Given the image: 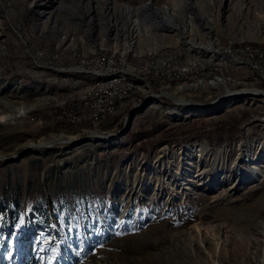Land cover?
I'll list each match as a JSON object with an SVG mask.
<instances>
[{"label":"rangeland","instance_id":"rangeland-1","mask_svg":"<svg viewBox=\"0 0 264 264\" xmlns=\"http://www.w3.org/2000/svg\"><path fill=\"white\" fill-rule=\"evenodd\" d=\"M162 17L183 34L159 27ZM38 42V54L72 60L54 66L72 73L62 84L11 77ZM183 46L203 76L149 69ZM245 59L264 67V0H0V156L32 144L0 159V264H264V205L251 207L264 197V88H254L264 77ZM117 76L138 85L116 100L110 127L69 133L56 122L25 135L56 116L32 109H69L72 86L88 94ZM216 128L231 142L211 144ZM88 131L86 141L58 134Z\"/></svg>","mask_w":264,"mask_h":264},{"label":"built area","instance_id":"built-area-1","mask_svg":"<svg viewBox=\"0 0 264 264\" xmlns=\"http://www.w3.org/2000/svg\"><path fill=\"white\" fill-rule=\"evenodd\" d=\"M261 53V52H260ZM41 55V54H39ZM234 55V52H233ZM100 61H104L101 59ZM242 64H249V75L254 73H261L264 77V67H256L252 62L245 59ZM152 69L167 71L172 78L177 77H195L203 75V67L198 64V59H191L189 54L185 53V48L176 54L165 53L163 57L157 58V65H149ZM91 68H96L92 66ZM105 70L111 69V63L104 61ZM123 71L128 68H119ZM214 69H217V63H214ZM145 73V69L141 71H133ZM96 91L89 92L88 94H74V86H72L73 101L69 109H56L50 111V115H58V122H66L71 124L88 123L90 121H106L108 120L109 108L105 102V94L107 87H115V98L117 102L126 93L127 84L123 80L110 81L106 83H96ZM30 121L38 122V113H33L28 116Z\"/></svg>","mask_w":264,"mask_h":264},{"label":"trees","instance_id":"trees-1","mask_svg":"<svg viewBox=\"0 0 264 264\" xmlns=\"http://www.w3.org/2000/svg\"><path fill=\"white\" fill-rule=\"evenodd\" d=\"M31 9V8H30ZM26 11V10H25ZM24 11V12H25ZM26 13V12H25ZM18 26V25H17ZM53 46L51 47L52 49L55 47L54 43L52 44ZM42 46H45L43 43L38 42L37 45H34V47L32 48L33 51H31V55H28L27 53L23 52L22 59H16V66H19L20 69H18V71L15 70H11V77L15 78L16 80H19L22 83H29V82H36L40 85H47V84H60L61 80L60 78H64L67 75L72 74L71 71H63V70H59L54 68V66H70L72 65V60L69 58H63V59H54L52 58L50 55L47 54H43V55H39L37 53V51L41 48H43ZM17 62H19V64L17 65ZM55 75H59L60 77H55ZM58 80V81H57ZM62 84V83H61ZM257 87L260 88H264V82H258L256 84ZM51 106L47 107V106H39L36 107L35 109H32L31 111H39L42 112L44 114H50L51 112ZM115 114L113 117L109 118L108 120H106L102 126L104 127H110L114 122H115V118H116ZM58 115L51 117L49 119V123L41 130L35 132V133H31V132H25L26 136H33V137H38L41 134H46V132L49 129H53L54 131H56L57 126H56V122H58ZM58 123H63L65 124L63 129L65 132H69V133H74V132H78L81 127L80 125L77 124H71V123H66V122H58ZM88 127V126H87ZM232 128H228V130L230 131ZM217 131V133L214 136H209L208 135V139L209 142L211 144H225L226 142H231L229 139H231L228 136L225 135V133H223V131L220 128H216L214 129ZM243 131V130H242ZM199 137H201V134H195L194 136H190L184 139H177V138H168L167 142H173V141H191L192 139H199ZM24 264H28L27 262H25ZM30 264H34V263H30ZM68 264H73L72 262L70 263V261L68 260Z\"/></svg>","mask_w":264,"mask_h":264},{"label":"bare ground","instance_id":"bare-ground-1","mask_svg":"<svg viewBox=\"0 0 264 264\" xmlns=\"http://www.w3.org/2000/svg\"><path fill=\"white\" fill-rule=\"evenodd\" d=\"M173 14V13H172ZM174 16V15H173ZM175 17V16H174ZM158 22V26L159 27H164L165 25H168V26H171V27H174L175 29H177V31L175 30V34H176V32H178V33H182L183 34V31H184V29H186L185 28V26H183L184 27V29L182 28H180V27H182V26H180V25H178L177 23H174V21H171L169 18H167V17H162V18H160L159 19V21H157ZM193 22H194V20H193V18H191L190 19V21L188 22V24L187 25H194L193 24ZM201 24H203V22L201 23ZM176 27H179V28H176ZM185 53H186V48H185ZM191 57V56H190ZM191 59H192V57H191ZM105 61V60H104ZM104 61H100V62H104ZM250 62V61H249ZM198 64H199V60H198ZM244 65H249V64H244ZM93 69H97V67L96 68H93ZM149 69H152V67H150ZM110 70H112V65H111V69H109V70H106V71H110ZM119 70H123V69H119ZM142 70V68H139V71H141ZM153 70H157V69H153ZM113 71V70H112ZM159 71H161V70H159ZM125 73L126 72H131V71H128V70H125L124 71ZM136 73H141V72H136ZM142 74H146V70H145V73H142ZM255 74H261V73H254L253 75H255ZM203 75H204V67H203ZM203 75H200V76H203ZM127 76H117V77H111V78H107V79H105V80H100L101 82H98V83H106V82H110V81H119V80H123L128 86H127V88H126V93H128L129 91H133V89H132V87H137V85H131V82H130V80H128L127 78H126ZM172 78V77H171ZM178 78H186V77H177V78H174V79H178ZM189 78H196V76L195 77H188V80H189ZM78 86V85H77ZM77 86H75L74 88H76ZM209 86L210 87H217L218 88V90H220V88L221 87H219V84L218 83H216V82H211V83H209ZM95 90H96V86H95V88H94ZM210 89V88H209ZM137 90V88L136 89H134V91H136ZM125 93V94H126ZM241 93V92H240ZM125 94L123 95V97L122 98H124L125 97ZM182 93H176V97H179V96H182L181 95ZM161 95V94H160ZM122 98L118 101V103L119 102H121L122 101ZM105 102H106V104H107V107L109 108V111H108V119H109V114H111V113H113V112H115V109L118 107L117 105H116V98H115V87H107L106 88V94H105ZM117 106V107H116ZM90 122H95V121H90ZM90 122H88V123H82L81 124V126L83 125V124H89ZM59 124H63V123H59ZM77 125H79V124H77ZM67 137H69V136H67ZM56 139H58L56 136H53L52 137V139H51V141H53V140H56ZM38 146H40V145H38ZM16 158V157H15ZM0 159L3 161V156H0ZM259 159V157H254L251 161L252 162H255V161H257ZM262 168V167H261ZM263 184H264V182H262ZM263 186V189H264V185H262ZM260 188H262V187H260ZM260 200V201H259ZM258 200V202H257V204H255V205H252L251 207L253 208V209H255V210H261L262 208H263V205H264V197L262 198H260ZM246 218H249V216H246ZM252 244V243H251ZM251 244L248 242L246 245H244V244H242L241 242H240V245H239V248L241 249V250H249L250 249V247H251Z\"/></svg>","mask_w":264,"mask_h":264},{"label":"water","instance_id":"water-1","mask_svg":"<svg viewBox=\"0 0 264 264\" xmlns=\"http://www.w3.org/2000/svg\"><path fill=\"white\" fill-rule=\"evenodd\" d=\"M254 87V86H253ZM243 87H240V88H237V89H235V90H233V91H236V90H240V89H242ZM256 90H259V91H262L263 89H261V88H257V87H254ZM238 94H240V93H238V92H234V93H229V96H238ZM156 95H159V94H156ZM161 95H164V94H161ZM164 96H166V97H168V98H170L174 103H176V100L175 99H173L172 97H170V96H168V95H164ZM147 97V96H146ZM143 101H141L140 103H138L137 105L139 106L141 103H142ZM210 105L212 104V102H210L209 103ZM137 105H135L130 111H129V113L125 116V119H124V121H123V124H122V126L120 127V128H118V129H116V130H114L113 131V135H122L127 129H128V127H129V125H130V123H131V118H132V116L135 114V111H134V109L137 107ZM89 133H90V131H88L85 135H75V134H69V133H58V134H63V135H65V136H69V135H72L73 137H74V139H70V140H68V139H66L67 141H76V140H82V141H86V140H90L91 139V137L89 136ZM50 134H54V133H49V135L48 136H50ZM37 139H39V138H37ZM94 140V139H93ZM34 143V142H33ZM32 144H28V145H23L22 146V149L20 150V151H16V152H14V153H10V154H7V155H5V156H3V161H9V160H12L13 158H15V156L17 155V153L18 152H22L23 150H26V149H29V148H31L32 146H31ZM45 146H50V145H45ZM36 147H38V146H36ZM39 147H41V146H39Z\"/></svg>","mask_w":264,"mask_h":264}]
</instances>
